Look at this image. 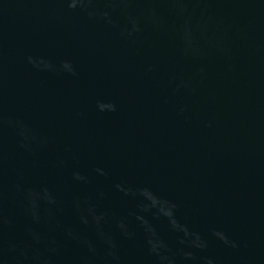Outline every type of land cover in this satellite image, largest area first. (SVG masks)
Segmentation results:
<instances>
[{
  "label": "water",
  "instance_id": "95a60500",
  "mask_svg": "<svg viewBox=\"0 0 264 264\" xmlns=\"http://www.w3.org/2000/svg\"><path fill=\"white\" fill-rule=\"evenodd\" d=\"M0 264H264V0H0Z\"/></svg>",
  "mask_w": 264,
  "mask_h": 264
}]
</instances>
